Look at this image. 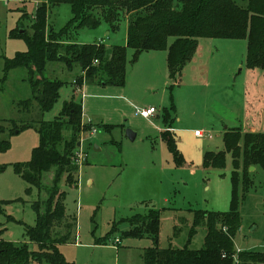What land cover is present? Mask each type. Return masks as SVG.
Masks as SVG:
<instances>
[{"label":"rangeland","instance_id":"1","mask_svg":"<svg viewBox=\"0 0 264 264\" xmlns=\"http://www.w3.org/2000/svg\"><path fill=\"white\" fill-rule=\"evenodd\" d=\"M235 1L242 7L247 6L246 0ZM36 2L0 0V127L6 128L0 139L10 143L7 151L0 150V235L12 244L27 243L31 251H38V245L25 237L24 226L17 222L35 226L32 202L39 197L45 200L47 195L33 188L31 196H27L28 184L17 174L15 166L31 161L33 151L40 145V135L32 127L12 134L7 121L17 122L20 129L23 125H31L32 121H53L60 116L65 102H79L78 99L83 98L82 94L78 98L75 96L78 87L74 84V79L83 75H80L81 64L71 69L60 62L47 64V79L60 80L64 87L57 104L45 114L40 113L38 102L33 99L27 69L13 70L4 79L5 60L28 50L23 39L10 38L11 31L18 28L21 17L27 14L29 18L23 25L32 33L31 19L41 4ZM72 18L69 5L52 7L47 33L51 34V30L61 32ZM128 26L129 17L125 14L117 32L111 31L103 21L95 30L70 32L61 42L84 45L103 40L104 46L110 48V45L125 42ZM199 47L201 62L184 68L174 80L163 52H145L133 63V51L129 50L125 98L132 105L113 97L95 99L85 93L89 96L84 97L88 109L105 114L109 123L122 124L125 132L133 130L138 137L132 142L120 130L106 133L98 127L102 121L106 122L105 118L84 115L86 124L93 129L80 135L82 150H76L75 160L80 161L78 186L75 187V180L67 174L60 182V193L66 192L67 214L76 218L78 224L76 240L59 247L70 263L144 264L143 251L153 243L147 237H124L129 225L122 220L149 209L161 210L159 248L178 250L188 246L199 250L204 247L206 226H199L191 235L195 212L230 211L232 156L227 155L224 168H214L204 167L205 154L224 150L226 127L248 125L253 119L260 124L256 125L259 133H264V70L250 69L246 65L247 43L244 40L201 39L197 51ZM196 60L198 62V57ZM29 99L33 100V107L26 113L20 104ZM150 107L156 108L157 113L149 122L136 115L137 111ZM166 111L175 118L172 128L180 141L178 150L184 159L182 165L177 163L160 132V128L167 130ZM195 131L203 136L196 138ZM65 136L70 138L69 130L65 131ZM173 137L176 139L175 135ZM112 140L120 145L113 144ZM59 150L63 151V146ZM251 173L254 185L250 193L243 200L242 191L238 192L242 226L234 239L237 251L264 249V172L257 168ZM56 176V169L45 173L43 185L52 186ZM55 231L65 232L62 226ZM108 237L111 239L107 245H96L97 240ZM115 238L121 244H115ZM30 264L39 263L33 260Z\"/></svg>","mask_w":264,"mask_h":264},{"label":"trees","instance_id":"2","mask_svg":"<svg viewBox=\"0 0 264 264\" xmlns=\"http://www.w3.org/2000/svg\"><path fill=\"white\" fill-rule=\"evenodd\" d=\"M33 1L41 4L31 19L32 33L24 28L23 21L29 18L24 14L18 28L10 34V38L23 39L28 50L5 60L4 79L13 70L27 69L33 99L38 102L41 114L54 108L64 87L62 81H51L45 76L47 64L52 62L63 63L70 69L75 64H81L84 77L76 80L78 89L85 83L124 87L128 78L129 50L133 51V63L145 52L166 51L170 77L174 80L191 62L199 40L230 39L246 41V65L250 69L264 70V0H246V7L238 5L235 0H23L24 3ZM62 4L71 7L73 18L61 32L51 30L52 33L48 34L49 11ZM125 14L129 17L126 46L106 48L102 43L81 45L61 42L70 32L78 34L83 29L95 30L103 21L111 31L117 32ZM21 30L24 34H20ZM20 105L24 112L30 113L33 100L23 101ZM169 113H164L167 130L163 132V139L177 163L182 165L184 159L174 134L169 130L173 129L175 118ZM7 123L12 134L29 127L38 131L40 145L33 151L31 161L18 164L15 169L28 184L27 196H31L33 188H36L39 194L45 192L47 197L45 200L39 197L32 202L36 214L35 226L10 218L24 226L25 237L38 245V251H31L27 243L7 242L0 235V264H30L33 260L39 264H73L59 249L60 245L76 240L78 226L77 219L67 214L66 192L60 193V182L65 174L75 180V187L79 182L80 166L75 160L76 150H79L80 135L93 129L90 124L83 123L82 102H65L60 116L53 121H32L31 125H23L21 129L15 121ZM98 127L103 128L102 125ZM116 129H123V126L103 128L108 133ZM68 130L71 134L69 139L65 136ZM5 132L6 128L1 126L0 138ZM223 143V151L206 152L204 167L224 168L227 155L232 156L234 170L230 211L195 212L191 235L197 232L199 226H206L204 247L199 250L189 249L188 246L178 250L159 248L161 210L149 209L122 220L129 225L124 237H147L152 241L153 246L143 252L144 264H264V249L238 252L234 243L242 226L238 192L242 191L243 200L250 193L254 185L250 177L251 167L264 172V133L229 129L223 134ZM61 146L63 151L59 150ZM9 148L10 143L0 139V150L7 151ZM53 169L57 171L53 185H43V175ZM59 226L64 228L63 234L55 231ZM109 239L111 237L97 240L96 245H107Z\"/></svg>","mask_w":264,"mask_h":264},{"label":"crops","instance_id":"3","mask_svg":"<svg viewBox=\"0 0 264 264\" xmlns=\"http://www.w3.org/2000/svg\"><path fill=\"white\" fill-rule=\"evenodd\" d=\"M22 3V2H21ZM37 3V2H36ZM127 33H128V27H127V32H126V37H125V42L124 43H119V44H113V45H127ZM200 41V40H199ZM97 43H102V44H105V42H103V40L102 41H99V42H97ZM106 45V44H105ZM113 45H110L109 47H111V46H113ZM199 50H200V47L198 48V51H197V54H196V56H195V58H194V60L191 62V63H189L186 67H185V69L186 68H188V67H193L194 66V64L195 65H197L199 62H201V57H199L198 56V53H199ZM159 52H163L164 54V56H165V61H167V52L166 51H152V53H159ZM143 54H145V53H143ZM142 54V55H143ZM141 55V56H142ZM140 56V57H141ZM196 57H198V59L200 60H198V62H197V60H196ZM162 59L163 58H161V63H162ZM168 63V62H167ZM185 69H183V70H185ZM82 74V72L80 73V75ZM80 75H78V76H80ZM81 76H83L84 77V75H81ZM128 79H129V77L127 78V83H128ZM74 80H77V78L76 79H74ZM74 80H73V82H74ZM207 80V79H206ZM127 83H126V85H127ZM75 84V83H74ZM76 85V84H75ZM125 85V86H126ZM125 86L124 87H114V86H104V85H99V84H96V83H85V84H83V86L81 87V88H79V89H77V93H75V96L78 98V95L79 94H82V97L83 98H81V100H79L78 99V101H81L82 102V105H83V123L84 124H86L87 122H86V120L84 119V115L86 116V115H89V116H97V117H99V118H105L106 117V115L105 114H102V113H99V114H96V113H93L94 112V109L91 111V109H88L89 108V104H88V102L85 104L84 103V97L85 96H87V97H89L88 96V94H85L86 92L87 93H89V95H91V96H94V97H96L95 99H98V98H102V97H108V98H115V99H120V100H123V101H125V102H127V103H129L130 105H132L125 97H126V94H127V91L125 90ZM95 107H97V104L95 103ZM151 108V107H150ZM153 108V107H152ZM85 109V110H84ZM145 109H148V108H145ZM136 115H138L137 114V112H136ZM139 116V115H138ZM153 118V117H152ZM152 118H150L149 120H151ZM144 119V118H143ZM144 120H146L147 122H149V120H147V119H144ZM105 121L107 122H104V121H102V123L100 124V125H102V127L104 128V126H111V127H116V126H123V129H116V130H114V131H117V130H120V132L121 133H125V130H124V125H122V124H120V125H117V124H111V123H109L108 121H107V119L105 118ZM251 126L250 128L248 127V126ZM256 125H260L257 121H254L253 119H252V121H250V124H248V125H242V126H239V127H233V128H229V127H226L225 128V130H224V133L226 132V131H228L229 129H237V128H241L242 127V129H245L244 130V132H253V133H259V129H257L256 128ZM103 128H101L102 130H103ZM248 129V130H247ZM170 130V132H173V134L175 135V137H176V141H177V146L179 147V143H180V141L177 139V136H176V130L175 129H169ZM250 130V131H249ZM104 131V130H103ZM113 131V132H114ZM166 131V130H165ZM106 132V131H105ZM112 132V133H113ZM160 132L163 134V132H164V129H161L160 128ZM106 133H108V132H106ZM112 133H109V134H112ZM203 134V133H201V132H199V131H195V137L196 138H198V137H200L199 135H197V134ZM223 133V134H224ZM137 137H138V134H137ZM137 139V138H136ZM112 141H114V140H112ZM82 144H83V142H82ZM82 144L80 145V146H78L79 147V149H81V146H82ZM82 150V149H81ZM83 151H85V150H83ZM187 167H189L188 165H187ZM79 179V178H78ZM79 183V182H78ZM78 186V185H77ZM116 239V238H115ZM120 244H121V241H120ZM149 248V247H148ZM147 249V248H146ZM145 250V249H144ZM144 252V251H143ZM142 256H143V254H142Z\"/></svg>","mask_w":264,"mask_h":264},{"label":"built area","instance_id":"4","mask_svg":"<svg viewBox=\"0 0 264 264\" xmlns=\"http://www.w3.org/2000/svg\"><path fill=\"white\" fill-rule=\"evenodd\" d=\"M75 84H76V81H75ZM156 113H157V110L154 107L153 108L151 107V108H148V109H143V110L137 111V114L140 117H142L144 119H147V120H149L150 118H152ZM93 133H95V131H93ZM197 135H199L200 137L203 136V134H199V133ZM77 155H78V153H77ZM75 159H76V154H75ZM76 163L78 164V163H80V161L79 162L76 161ZM114 243L115 244H120V240L119 239H114ZM238 252H241V251H238Z\"/></svg>","mask_w":264,"mask_h":264},{"label":"water","instance_id":"5","mask_svg":"<svg viewBox=\"0 0 264 264\" xmlns=\"http://www.w3.org/2000/svg\"><path fill=\"white\" fill-rule=\"evenodd\" d=\"M20 34H24V31L21 30ZM125 135L132 142H134L136 140V138H137V133L134 132L133 130H126ZM80 145L81 144H78V146H80ZM254 170H255V168L251 167L250 171H254Z\"/></svg>","mask_w":264,"mask_h":264}]
</instances>
